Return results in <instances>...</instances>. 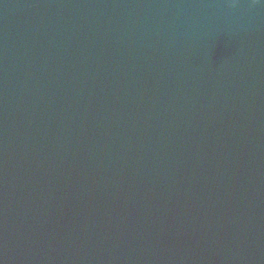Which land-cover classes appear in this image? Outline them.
Instances as JSON below:
<instances>
[{"label":"water","instance_id":"water-1","mask_svg":"<svg viewBox=\"0 0 264 264\" xmlns=\"http://www.w3.org/2000/svg\"><path fill=\"white\" fill-rule=\"evenodd\" d=\"M0 264H264V0H0Z\"/></svg>","mask_w":264,"mask_h":264}]
</instances>
